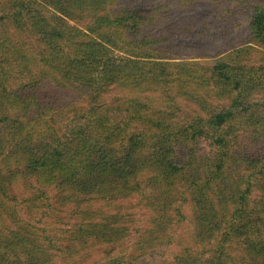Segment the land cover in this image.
I'll list each match as a JSON object with an SVG mask.
<instances>
[{
	"label": "trees",
	"instance_id": "obj_1",
	"mask_svg": "<svg viewBox=\"0 0 264 264\" xmlns=\"http://www.w3.org/2000/svg\"><path fill=\"white\" fill-rule=\"evenodd\" d=\"M126 7L0 0V264H264V0L205 68Z\"/></svg>",
	"mask_w": 264,
	"mask_h": 264
},
{
	"label": "rangeland",
	"instance_id": "obj_2",
	"mask_svg": "<svg viewBox=\"0 0 264 264\" xmlns=\"http://www.w3.org/2000/svg\"><path fill=\"white\" fill-rule=\"evenodd\" d=\"M126 4V8L134 6L146 10L156 9L161 7V10L157 12L156 20L152 23L146 31L147 33H153L155 35H161L167 37L169 31L176 24L181 25H196L203 28L202 36L195 38L194 40H168V44L174 47V53L178 60H172L170 62H186L190 57H197L196 59L201 67H209L214 62L218 61L220 55L224 56L228 52V48L235 44H242L247 39V22L249 16L255 5L261 3V0H123ZM240 46V45H239ZM220 53V55H219ZM218 56H215V55ZM225 57V56H224ZM185 58V59H184ZM247 59L243 57V62ZM199 66V67H200ZM116 88L111 86L110 93L113 96H119L116 93ZM118 94H123L121 91H117ZM2 124L0 122V128ZM200 148L207 154L209 147L203 143ZM250 166L241 164L238 168L231 166L230 174L233 180L236 176H240L242 179L251 173ZM229 180H231L229 178ZM23 181H18L16 186L12 188V191L16 195L21 197L24 195ZM65 207V211H66ZM60 211V210H59ZM58 212V211H57ZM34 214V213H33ZM30 216L35 220H31L28 228L39 227L36 223L34 215ZM58 217H62V224L65 225L67 217L65 214H58ZM48 222V221H47ZM50 222V221H49ZM61 224V226H62ZM31 225V226H30ZM56 225H60L58 222ZM55 226V225H54ZM51 227H48L50 231ZM59 229V227H55ZM65 229V228H64ZM188 229L191 230V226L188 225ZM34 230V229H33ZM188 246V245H185ZM180 248H177L179 251ZM101 253H90L91 258L87 257L83 260H73L68 263H61L58 260L52 259L50 264H89L93 258H97ZM168 256V255H167Z\"/></svg>",
	"mask_w": 264,
	"mask_h": 264
}]
</instances>
